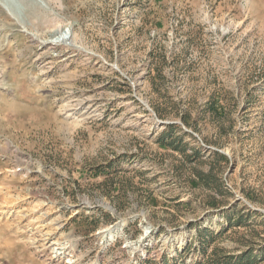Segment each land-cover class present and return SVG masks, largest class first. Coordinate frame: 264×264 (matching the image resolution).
Masks as SVG:
<instances>
[{"label":"rangeland","instance_id":"1","mask_svg":"<svg viewBox=\"0 0 264 264\" xmlns=\"http://www.w3.org/2000/svg\"><path fill=\"white\" fill-rule=\"evenodd\" d=\"M214 249L264 264V0H0V264Z\"/></svg>","mask_w":264,"mask_h":264},{"label":"trees","instance_id":"2","mask_svg":"<svg viewBox=\"0 0 264 264\" xmlns=\"http://www.w3.org/2000/svg\"><path fill=\"white\" fill-rule=\"evenodd\" d=\"M186 124H188V123H186ZM178 128H179V126L176 124L167 125L165 131L162 132L158 143L165 148H170V149L176 150V151L182 150L180 147L181 145H178V143H176V142L180 141L181 137L177 136L176 133H174V131L176 132V129H178ZM195 154L196 155L199 154V151L196 150ZM216 157L221 162H224V163L229 162V159L226 155L217 153ZM197 182L198 183L193 181V183H195L196 186H198V185H204L206 187H209L212 185L218 186L217 181L212 178L211 172L198 173L197 174ZM223 188H224V186H223ZM221 189H222V187L218 188V190H219L218 192H220V194L222 192ZM230 210L233 211V209H230ZM227 219L229 220L230 225H229V227H225L222 231H219L217 233L210 232L207 229L199 231L201 234H204L206 236V240H204L202 243V245L205 247V249L203 248L205 254H206V249L208 248V245L210 243L216 242L218 239L223 237L233 226H235L232 224L233 221L231 220V218H229L227 216ZM239 223L240 222H238V224ZM213 252H215L213 255V261H212L213 264H256L254 261L255 260L254 256L251 253H244V254L237 256V257H233V256L220 257L216 253V249H214ZM263 258H264V253H263Z\"/></svg>","mask_w":264,"mask_h":264}]
</instances>
